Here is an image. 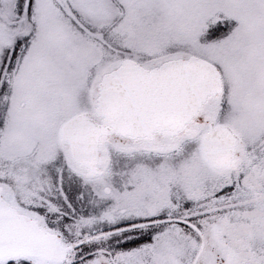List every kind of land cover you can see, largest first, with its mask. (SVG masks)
<instances>
[{
    "label": "snow or ice",
    "instance_id": "snow-or-ice-1",
    "mask_svg": "<svg viewBox=\"0 0 264 264\" xmlns=\"http://www.w3.org/2000/svg\"><path fill=\"white\" fill-rule=\"evenodd\" d=\"M0 264H264V0H0Z\"/></svg>",
    "mask_w": 264,
    "mask_h": 264
}]
</instances>
